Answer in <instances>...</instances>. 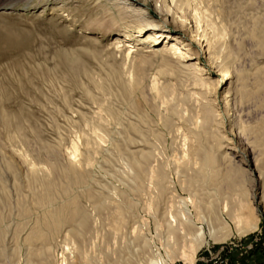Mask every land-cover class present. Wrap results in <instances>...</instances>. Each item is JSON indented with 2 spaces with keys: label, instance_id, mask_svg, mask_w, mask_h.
Segmentation results:
<instances>
[{
  "label": "rangeland",
  "instance_id": "374dc122",
  "mask_svg": "<svg viewBox=\"0 0 264 264\" xmlns=\"http://www.w3.org/2000/svg\"><path fill=\"white\" fill-rule=\"evenodd\" d=\"M190 4L222 34L207 50V39L192 33L195 27L205 30V24L193 23L185 4L180 3L177 15H188V20L176 18L185 26L178 30L169 16L154 14L165 31L191 45L178 44L183 62L191 65L182 70L173 63L176 55L170 56V63L160 54L167 41L155 47L144 41L147 34L138 32L132 18L114 21L118 11L126 10L122 0H0V264H58L62 251L68 264H148L167 254L164 259H172L170 264H189L184 257L190 240L182 236L181 226H175L178 235L164 234L167 223L181 216L182 200L198 226L197 219L211 210L236 206L239 192L245 193L257 218L255 230L238 234L226 216L233 233L221 230L215 240L207 238L192 264L217 253L228 254L229 264L264 263V208L251 199L255 179L249 168H238L233 187L220 181L218 188L201 179L190 181L198 168L193 153L200 137L205 144H212L211 136L222 138L230 156L236 154L230 147H247L254 155L262 151L259 144L248 147L246 132L236 127L264 120V88L255 90L249 76L246 94L231 98L226 91L232 79L216 66L248 74L264 67V0ZM124 40L134 47L122 60ZM135 82L137 90L123 92L122 84ZM204 105L216 115L206 135L200 131ZM248 137L256 143L253 134ZM132 160L141 162V172ZM70 169L83 175L84 186L74 184ZM47 180L57 186L52 203L42 204L43 209L35 198L42 195ZM58 187L69 189L68 196ZM68 197H77L85 229L72 223L52 239L51 256H35L31 251L36 246L28 245L27 235L44 211ZM71 234L79 235L71 239ZM249 244L253 247L243 253Z\"/></svg>",
  "mask_w": 264,
  "mask_h": 264
},
{
  "label": "bare ground",
  "instance_id": "6f19581e",
  "mask_svg": "<svg viewBox=\"0 0 264 264\" xmlns=\"http://www.w3.org/2000/svg\"><path fill=\"white\" fill-rule=\"evenodd\" d=\"M122 1L124 3H126V5H125L126 10L125 11H123V10L118 11L119 13L116 14L117 17L115 16L114 21L132 18L131 19L132 22L131 21L130 22L135 24L134 27H137L138 32L142 33V34H147L144 41H146L147 43L153 42L155 44V47L159 46L162 42L167 41V47H164V49L161 48L160 54H162L164 57L166 56L165 60L170 61V63L172 62L171 61L172 59H170V56L176 55V58H175V60H173V63L175 62L176 68L178 67L179 69H182V70L190 69L191 65H189L187 63L188 60L185 61V63L183 62V59L181 57V49L178 46V44L186 46V47H191V45L188 43L189 41L188 42H180L176 37L171 36L169 32L164 30L166 25L161 26L157 22H155V17H154L155 15H158L161 17L169 16L170 22L174 25V30L181 29L182 27H185V26L183 25L182 22L177 21L176 18H179V19L181 18V19H184L186 21L188 20V15L187 16H182V15L178 16L177 15L178 11L182 10L180 8V3L185 4L187 6V8H189L190 11L193 13V15L191 16V19H193V21H194L193 23L199 24L200 22H203L205 24V26H204L205 30L198 32V28L195 27V29L192 30V33L195 35L196 38L200 37V38H206L207 39L206 40V42L208 44L207 50H212L213 44H214L212 42L214 40H216L217 38H219L222 34V31H220V29H218L214 23H212L211 21L203 20V17H206V15H203V13L201 12V9H199L196 6L191 5L190 0H182V1H180V0H148V2H151L152 4H154L155 8H153V9L150 7L149 3H147L144 0H122ZM5 7H12V5L3 6L2 8L5 9ZM200 15H201V17H200ZM176 16H178V17H176ZM196 17H199L201 20L200 19L196 20L195 19ZM176 22L178 25H175ZM206 28L208 30H210V32H207ZM211 40H213V41H211ZM122 46H123V49L119 50V52L123 55L121 57L122 60H125V59H127L129 52L133 49L134 45H133V42H131L129 40H124V44ZM261 48H264V44L261 45ZM208 53H209V55L214 56L213 53H211L210 51ZM154 54H157V52H154ZM165 63L169 64L167 62H165ZM216 68L218 69V72H220L223 75V77H225L229 80L232 79V81L230 82V85L226 91V95L231 94V98H236L238 96L242 97L243 94H246V91L248 90L247 89V83H248L247 79L249 76L253 77V81H254L253 85H254L255 90H259L262 87L264 88V67L257 68L251 74H248L244 70H240V69L232 71L229 67H226L222 64H218L216 66ZM113 75H114V73H113ZM139 86L140 85L136 82L133 85L128 84L127 86L122 84V89H123L124 93H129V91L137 90L139 88ZM201 116H202V125H201L200 131H201V134H203V133L205 134L206 131L208 130V127H210V125L213 122H215V120H216L215 116L216 115L214 114L213 109L209 105H204L202 107V115ZM94 125H97V123ZM100 127H103V126H100ZM94 128H97V127H94ZM236 129L239 130V133H242V134H243V131L246 132L245 140H246V143L249 145L248 147H251V146L254 147L257 144H259L261 146L262 151L259 150L260 154L254 155V152H252V150H248L247 147L243 148V149H240V147H230L227 149L232 150V151H234V153H236V154H233V156H230L231 154L228 153L223 147L222 138L217 139V136L214 135V136H211L213 138V141H212V138L211 139L206 138V139L211 140L212 144H205L204 142H206V140L203 142L204 143L203 144L202 143L203 139L200 137L201 144H199V148L197 150H195L193 153L194 157H196L195 159H197L198 168L196 171L193 172V176L190 177V181H193V182L196 181L197 182L198 179H201L203 182L214 185L216 188H218L217 183L220 181V182L226 183V185L229 187H233V186H236V183L233 181L234 174H237V172L239 170L238 168H240L241 165H245L250 170L249 174L251 176H253L255 179L253 183H252V179L249 180L252 183V185L250 187L251 188L250 189L251 190V199L253 202L261 204L264 208V120L259 121L254 126H248L245 129L238 125V127H236ZM250 133L255 136V142L256 143H253L250 141V139L248 137L250 135ZM201 134L199 133V135H201ZM208 134H211V133L208 132ZM193 135H194V133H193ZM142 137H144V136H142ZM208 142H210V141H208ZM196 148H197V146H196ZM72 150L73 149H71V152H73L72 155L74 154L76 156L75 152ZM71 152H70V155H71ZM74 155H73V158L75 157ZM132 156L133 155H131V157ZM138 156H139V154H138ZM142 156L147 157L145 154H142ZM234 159H236V161ZM237 162L238 163L240 162L241 164L237 165L236 164ZM132 166H133V168L137 169L138 172H141L140 171L141 170V162L140 161L132 160ZM73 170L70 169L69 173L72 174L71 179L74 182V184H77V185L83 184L84 180H85L83 175L81 173H76ZM69 173H68V171H67V173L63 172L64 177L68 176ZM158 175L160 176V192H162L163 191L162 180H164V177H163L162 172H160ZM37 180L40 181L41 179H37ZM65 181H67V180H65ZM34 182H35V179H34ZM84 184H83V186H84ZM242 184H243V182H242ZM54 185L57 186L56 184H54ZM54 185L51 184V182L48 183V180H47V183L44 186V190H43L44 192L42 193V195H39V196H37V198H35L38 200L39 203H41V205L52 203L53 195L55 192L54 191L55 190ZM242 188L244 189L243 185H242ZM59 190H60L61 194H63L65 197L68 196L69 189H67L66 187H61V189L59 188ZM56 193H57V191H56ZM238 195H239L240 199L237 202L236 206H234L231 209L225 207L223 210H220L218 212L211 210L209 213V216H207V217L201 216L197 219L200 223V225H198V226L196 225L198 223H195V221H193V217L190 215V211L188 210L187 201H185V200H182V203L184 204V210L180 214L181 216L178 218L174 217L173 220H171V222H168V223L166 222L167 223V227H166L167 230H165L166 233H164V234H167V236L171 235V237H172L174 235L180 234L179 229L175 227L177 225L181 226L180 230H182L181 234L184 238H185V236H189L190 245L189 244L187 245L188 246L187 249H188L189 253L184 257V259L186 261H188L189 264L193 263V259L195 257L197 250L199 249V247H201V245L204 242H206L207 238H211V240H213V239L215 240L216 235L221 230H224L223 232H226V235H230L233 233V229H232L230 223L225 218L226 216L229 217L230 220L232 221V223L235 225V230L237 231L238 234H242V233H245V232L250 231V230H255V228L257 226V218L254 217V215H253V212L250 208V204H249V202H247V197H245V193L242 194L239 192ZM76 198L77 197H71L68 200L62 202L57 208H54L52 210L50 208V210L48 209V211H44L45 215L41 219L39 218L40 220L37 221L34 229L26 237V242L28 243V245H32V247L36 246L33 249V251L30 250L32 252V254H34L35 256H38V255L51 256L49 249H51L50 248L52 246L51 241L54 238V236L57 233H60L63 230V228L71 225L74 222L75 223L79 222V224H78L79 228L82 230H83V228L85 229V227L87 225L86 218H85L84 212L81 209V207L79 206L78 200ZM188 202L191 203V199H188ZM39 203H38V205H39ZM34 205H35V203H34ZM42 207H43V205H42ZM21 208H23V207H21ZM44 208H45V205H44L43 209ZM119 211H120V209H119ZM121 211L118 213L120 216H122ZM41 213H43V211ZM116 213H117V211H116ZM172 216H174V215H172ZM0 219H3V218H0ZM78 219H79V221H78ZM167 221H169V220H167ZM118 223H119V221H118ZM223 232L219 235H222ZM68 234H70V233H68ZM68 234H66V236ZM78 235L79 234H71L69 236H71V239H73V238H76ZM224 235H225V233H224ZM2 236H3V234L0 231V240H1ZM222 237H223V235H222ZM24 239H25V237H24ZM169 240H171V239L169 238ZM167 242L168 241H166V243ZM25 245H27V244H25ZM38 245H41V248H38L37 247ZM67 245H68V242L66 241L65 246L68 247ZM165 245L167 247V244H165ZM71 248L73 249L72 246H71ZM65 249L69 250L68 248H65ZM164 249H166V248H164ZM63 250H64V248H63ZM169 251H165V252H169ZM60 253H61V255H60ZM60 253H59V257H60L59 262L60 263L57 261L58 264H68L65 253L63 251ZM170 253H171V251H170ZM69 254H70V251H69ZM182 254H183V256L185 255L184 252ZM164 255H166V253H164ZM169 256L170 255L167 254L168 258H169ZM69 257H70V255H69ZM167 257H164V258L167 259ZM164 258L160 255L157 258L150 260L148 264H170L169 261L172 259H169V261L167 262V260L165 261Z\"/></svg>",
  "mask_w": 264,
  "mask_h": 264
},
{
  "label": "built area",
  "instance_id": "2783aa9c",
  "mask_svg": "<svg viewBox=\"0 0 264 264\" xmlns=\"http://www.w3.org/2000/svg\"><path fill=\"white\" fill-rule=\"evenodd\" d=\"M252 247L253 246L250 244L248 246H245L244 247L245 250L243 253H245V251H248ZM243 253H240V256H242ZM199 262L202 264H229L230 261H229L228 254L227 255H220V253H217L214 256H212L210 259H208V260L200 259ZM236 263H237V260L234 261L233 264H236Z\"/></svg>",
  "mask_w": 264,
  "mask_h": 264
}]
</instances>
